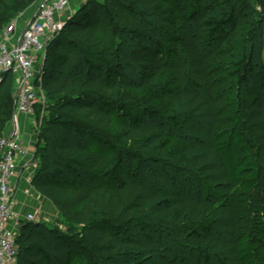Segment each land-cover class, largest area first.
Segmentation results:
<instances>
[{
	"label": "trees",
	"instance_id": "trees-1",
	"mask_svg": "<svg viewBox=\"0 0 264 264\" xmlns=\"http://www.w3.org/2000/svg\"><path fill=\"white\" fill-rule=\"evenodd\" d=\"M173 1L184 6L185 21L175 23L185 65L184 72L178 69V80L187 97L198 100L203 98L202 93L207 97L213 94L215 82L209 60L215 50L235 39L234 53L226 68L235 91L231 99L232 125L222 123L210 135V141L226 176L236 184L233 196L241 213L231 227L236 259L239 264H264V231L255 228L258 215L248 214L251 203L258 204L264 224V157H260L264 154V74L253 70L257 63L261 64L260 54L254 55L255 44L261 47L255 41L256 24L240 15L241 0L216 7L215 11L206 4L208 0H196L192 6L184 0ZM159 2L86 0L47 46L40 76L52 106L41 120L32 183L67 221L80 225L81 230L73 235L42 221H23L15 236L17 264H134L133 252L157 250L152 240L132 238L138 231L158 230L161 221L152 215L153 209L164 218H182L180 229L205 226L208 231L201 239L190 238L172 232V227L170 234L175 240L187 239L198 245L213 241L210 221H189V217L199 216L205 205L180 193L149 191L146 195L124 173L126 165L132 168L139 160L134 148L156 142L162 135L160 119L167 118L149 106L126 101L120 93L127 78L124 62L146 69L144 81L162 83L164 63L159 55L155 53L147 59L128 43L134 38L147 39L157 30L154 16ZM0 12L7 16L6 22L0 23L1 30L14 19L18 9L11 7V0H0ZM210 46L214 48L212 53ZM9 77H4L1 86L8 83ZM7 89L8 85L3 94ZM133 108L140 112L139 117ZM119 112L127 121L115 127ZM152 112L156 119L138 122ZM11 117L12 111L6 119ZM114 129L130 144L112 143L119 151L113 161L111 148L96 142L106 141L104 132ZM0 131L1 135L3 129ZM123 154H127L126 160ZM202 184L207 195L220 196L213 186ZM80 247L87 248L93 263L79 253ZM166 264L191 263L175 260Z\"/></svg>",
	"mask_w": 264,
	"mask_h": 264
},
{
	"label": "rangeland",
	"instance_id": "rangeland-1",
	"mask_svg": "<svg viewBox=\"0 0 264 264\" xmlns=\"http://www.w3.org/2000/svg\"><path fill=\"white\" fill-rule=\"evenodd\" d=\"M42 1L32 0L31 3H26L27 0H11V7L18 9L14 16L15 22H18V30L28 22L26 20L29 17L36 13ZM184 2L190 6L196 4V0H184ZM231 2L235 3L238 0H214L213 2L208 0L206 4L215 7V11L216 7ZM239 3L240 15L256 24L255 41L260 42L261 47L255 44L254 55L258 57L260 54L261 64L257 63L253 70L264 74V0H241ZM183 7L173 0H160L154 16V21L158 23L157 30L149 34L147 39L134 38L128 42L130 47L143 53L147 59H151L152 55L157 53L164 63V68L160 72L162 83L152 85L143 80L146 69L124 62L123 67L127 78L125 87L120 92L122 97L126 101H135L141 106H149L154 112H163L167 118L163 121L160 119L163 128L162 135L156 142H151L144 147H133L139 160L132 168L126 165L124 173L128 179H134L146 195L149 191L180 193L205 205V210H201L197 217H189V221L193 223L210 221V236L213 241H205L198 245L187 239L175 240L170 234L172 227H174L172 232L179 233L181 236H190V238L201 239L208 231L205 230V226L181 227L180 229V225H183L182 218L177 220L164 218L157 212V209H153L152 215L161 221L158 230H145L143 233L138 231L132 238L141 241L152 240L157 250L149 253L133 252L131 260L134 264H166L175 260H183L191 264H239L232 245L231 231L233 222L241 215L233 196L236 184L226 176L210 141V135L219 130L222 123L228 127L232 125L231 99L235 91L230 86L226 68L234 53L232 48L235 39H231L227 45H223L213 53V46L209 48L212 53L209 65L215 82L213 94L207 97L205 93H202L203 98L198 100L187 97L178 80V73L185 71V65L181 58L175 23L176 20L185 21ZM6 17L4 12H0V23H5ZM187 25L189 30L194 32V28L190 24ZM145 26L149 27L147 23ZM166 31L167 33L164 34ZM259 36H262L261 41L258 40ZM40 66L41 64L37 63V72H40ZM7 85V92L3 94ZM37 90L39 94L45 93L40 88ZM16 91L15 81L10 76L8 83L1 86L0 128L3 131L10 125V120L6 117L11 111L13 113ZM51 106L52 103L46 98L43 106H38L39 109L31 115L19 116L20 122L23 121V126L26 124V131L30 132L31 152H28V159L31 161V170L28 177L31 181L36 173V142L41 129V120L48 114ZM132 112L136 117L140 116V112L135 108ZM154 112L152 115H144L138 122H149L156 119ZM124 121H127V117L119 112L115 127ZM104 136L106 141L96 143L104 146L105 149L111 148L114 152L113 161L118 158L119 151L112 146V143H117L113 145L119 146L130 144L117 129L105 131ZM123 157L126 160L127 154H123ZM260 157H264V154ZM202 181L213 186L220 196L207 195ZM251 204L252 209L248 211V214L258 215L255 228L257 231H264V224L261 221L262 210L258 208V204L255 203V206ZM55 209H57L56 206H54L50 225L55 226L61 232H70L73 235L80 232V225L70 223ZM185 217H183L184 221ZM78 251L93 263L91 253L87 248L80 247Z\"/></svg>",
	"mask_w": 264,
	"mask_h": 264
},
{
	"label": "built area",
	"instance_id": "built-area-1",
	"mask_svg": "<svg viewBox=\"0 0 264 264\" xmlns=\"http://www.w3.org/2000/svg\"><path fill=\"white\" fill-rule=\"evenodd\" d=\"M69 1L43 0L35 17L19 33L14 19L0 30V86L4 77L9 75L17 89L10 125L0 135V264H17L16 235L10 226L17 212L11 203L20 166L31 167L19 116L31 115L46 101L36 65L40 55H44L47 46L64 26L66 19L57 15ZM39 88L42 94H39ZM24 219L38 222L43 217L39 213H28Z\"/></svg>",
	"mask_w": 264,
	"mask_h": 264
},
{
	"label": "crops",
	"instance_id": "crops-1",
	"mask_svg": "<svg viewBox=\"0 0 264 264\" xmlns=\"http://www.w3.org/2000/svg\"><path fill=\"white\" fill-rule=\"evenodd\" d=\"M86 0H70L68 6L58 13V18L69 19L74 15L85 3ZM32 17V16H31ZM26 21H29L30 18ZM26 24V23H25ZM25 24L20 27L18 30V22H16L17 33H19L25 26ZM45 54V53H44ZM44 55H40L38 63L43 65ZM42 62V63H41ZM41 70V69H40ZM24 116V115H23ZM22 117V116H21ZM22 127V137L25 141L27 154L26 157H29L31 152L30 148V132L26 131V124L23 126V121L21 120ZM25 157V158H26ZM31 167H25L23 165L19 168V175L15 179V189L13 192L12 208L17 212V216L10 222V226L13 231L17 234L21 227L23 221H26L24 218L28 213H39L43 219L42 222L50 225V220L54 214V204L49 198L40 194L32 185V181L28 180L27 174L30 173ZM57 210V209H55ZM33 222V221H31Z\"/></svg>",
	"mask_w": 264,
	"mask_h": 264
},
{
	"label": "water",
	"instance_id": "water-1",
	"mask_svg": "<svg viewBox=\"0 0 264 264\" xmlns=\"http://www.w3.org/2000/svg\"><path fill=\"white\" fill-rule=\"evenodd\" d=\"M37 11H36V13H37ZM36 13L30 18L29 22L35 17Z\"/></svg>",
	"mask_w": 264,
	"mask_h": 264
}]
</instances>
